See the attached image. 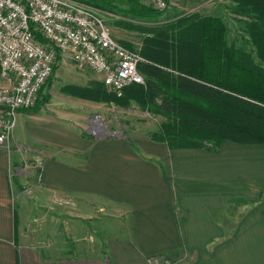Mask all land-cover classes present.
Segmentation results:
<instances>
[{"label":"crops","instance_id":"1","mask_svg":"<svg viewBox=\"0 0 264 264\" xmlns=\"http://www.w3.org/2000/svg\"><path fill=\"white\" fill-rule=\"evenodd\" d=\"M113 22L117 41L130 43ZM91 72L87 86L101 80ZM86 123L43 109L17 113L0 147V264H147L178 253L176 264H264V144L169 149L150 136L98 137ZM22 171L33 175L31 195ZM91 223L128 232L106 244L103 232L100 246L87 239Z\"/></svg>","mask_w":264,"mask_h":264},{"label":"trees","instance_id":"2","mask_svg":"<svg viewBox=\"0 0 264 264\" xmlns=\"http://www.w3.org/2000/svg\"><path fill=\"white\" fill-rule=\"evenodd\" d=\"M73 1L120 15L122 28L142 36L137 52L145 60L138 66L144 85L131 84L120 95L102 82L65 90L124 109L133 103L161 117L158 130L149 136L169 149L213 151L223 140L264 144V0H231L234 12L246 18L242 30L251 46L248 51L228 43V29L219 17L191 13L160 26H144L132 20L161 13L138 0ZM122 45L135 51L128 43ZM56 69L45 83L48 87ZM47 100L46 95L40 103ZM36 111L35 106L27 110ZM164 257L175 261L180 254Z\"/></svg>","mask_w":264,"mask_h":264},{"label":"built area","instance_id":"3","mask_svg":"<svg viewBox=\"0 0 264 264\" xmlns=\"http://www.w3.org/2000/svg\"><path fill=\"white\" fill-rule=\"evenodd\" d=\"M138 1L157 12L170 4ZM62 59L101 75L117 95L131 84L144 85L138 66L145 60L111 36L95 9L73 0H0V147L10 139L17 113L34 107ZM146 263L176 261L157 256Z\"/></svg>","mask_w":264,"mask_h":264},{"label":"rangeland","instance_id":"4","mask_svg":"<svg viewBox=\"0 0 264 264\" xmlns=\"http://www.w3.org/2000/svg\"><path fill=\"white\" fill-rule=\"evenodd\" d=\"M169 3V8L164 12H160V16L141 20L148 23V25H157L161 23L166 24L173 19L191 13H198L200 16L219 17L224 21L228 29V43L236 46V48H242L246 51L250 49L251 46L246 42L248 38L242 30V21L246 18L239 16L234 12L235 4L231 0H169ZM98 15L109 28L111 36L118 40L111 31L113 19L111 18L112 21L110 19L104 20L99 12ZM132 21H135V19ZM113 23L115 27L120 28L122 26L119 23ZM124 29L127 31V38H129L127 41L130 43L128 44H130L131 47H135L133 48L135 51L139 50L142 36L137 32L131 30L128 31L126 28ZM124 43L127 44V42ZM56 66L59 67L60 64H56ZM73 70V74H71L66 72V68L56 69V72H54L51 78L50 86L48 87V85H44L41 89V93H39L34 104L37 111L33 113H37L43 109L47 113H57L64 117L69 116L72 119L73 117L87 116V123L84 125L83 130L89 128L98 137L112 136L131 138L132 136L137 135L149 136L151 133L158 130L162 118L141 111L138 106L133 103L128 109H124L111 103L94 102L83 99L71 94L68 90H65L69 86L87 87L84 82H86V79H90V75L93 74L90 69L85 67L78 69L73 68ZM94 82H101V80L99 81V79H96ZM91 83L92 82L90 81V84ZM46 95L48 96V100L41 104V98ZM96 123L103 126L104 130L102 131V129H100L102 127L98 128ZM105 131L106 133L102 134ZM32 176L31 172H20V187H23V189L25 188L26 190L30 188L31 190V184L27 183L25 180ZM13 187L14 186L12 185V188ZM30 190H27L26 193ZM28 195L31 194L28 193ZM103 224L105 226H103ZM82 225L85 227L86 224L82 223ZM91 227L92 228L88 229L90 236H88L87 239L100 246H102L101 240L103 232L105 244L109 238H111V240L114 238H126V233L128 232V229H126V226H124L123 223H91ZM103 227H105L104 230ZM85 229L87 230V228Z\"/></svg>","mask_w":264,"mask_h":264}]
</instances>
